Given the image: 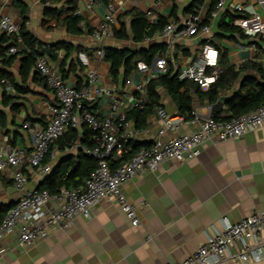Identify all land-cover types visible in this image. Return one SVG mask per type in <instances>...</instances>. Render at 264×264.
Here are the masks:
<instances>
[{
    "label": "crops",
    "instance_id": "crops-1",
    "mask_svg": "<svg viewBox=\"0 0 264 264\" xmlns=\"http://www.w3.org/2000/svg\"><path fill=\"white\" fill-rule=\"evenodd\" d=\"M74 1V3H71ZM193 0H96L89 8L86 0H53L50 4L42 0H0V17L7 14L14 21L23 24V11L28 17L26 28L39 40L48 44L66 42L70 48L61 47L51 57L52 65L59 69L64 78L77 87L86 80L85 68L79 59L76 47L82 45L100 74L104 86L114 84L109 74V63L98 57L102 46L116 48H149L152 44L165 46L164 55L170 54V64L180 68L188 64L200 51L204 42H218L215 37L219 21L236 13L234 6L242 4L244 14L252 15L260 8L255 0H226L224 9L216 18L209 12L212 0H205L202 15L212 27L210 36L176 37L162 31L152 38L136 43L132 39L120 40L112 36L100 42L93 37L95 27L114 4L116 25L123 22L131 35V12H143L151 23L164 17L179 25L187 18L186 9ZM73 4L76 9L72 10ZM61 13H46L45 9ZM79 13L80 32H70L63 20ZM238 41L223 39L222 45L229 50L231 64L238 65L248 60L261 63L264 67V50L237 47ZM19 48L25 46L18 42ZM20 56L5 68L11 72L26 91L17 92L10 86L9 92L15 97L4 106L2 99L4 85L0 82V144L16 146L27 153L33 150V143L23 123L30 121L46 124L49 106L56 103L54 91L41 76L32 73L25 82L22 80ZM133 83L143 79L135 73ZM123 103L129 110L132 106L133 87L118 86ZM162 106L170 114L179 113L177 105L159 89ZM229 92L226 96H230ZM16 105V110L12 106ZM209 104L194 95L193 112L211 115ZM90 107L99 116L110 115V102L102 97L91 102ZM219 116H228L224 104ZM216 114V115H217ZM215 115V116H216ZM148 126L140 130L136 140L151 143L160 127L154 112L148 118ZM197 125L188 123L181 126L176 134L194 131ZM81 131V130H79ZM54 144V143H53ZM79 146V145H78ZM77 146L60 149L53 145V167L68 155L77 153ZM29 175L27 189L39 188L45 177L27 167ZM127 199L137 205L140 224L133 226L115 200H102L91 209L89 217L79 216L67 229H56L31 245L21 244L19 231L0 238V264H168L182 262L190 257L208 238L223 228L222 218L239 221L256 211L264 209V126L246 133L241 138L214 140L207 143L201 154L184 162L165 161L157 171H146L122 186ZM21 193L16 191L7 170H0V222L6 215L5 208L15 205ZM223 264H239L226 261ZM248 264H264V259Z\"/></svg>",
    "mask_w": 264,
    "mask_h": 264
},
{
    "label": "built area",
    "instance_id": "built-area-1",
    "mask_svg": "<svg viewBox=\"0 0 264 264\" xmlns=\"http://www.w3.org/2000/svg\"><path fill=\"white\" fill-rule=\"evenodd\" d=\"M52 1L46 0V3ZM86 2L91 8L96 0ZM255 2L260 11L249 16L244 14L242 4L234 6L238 17L233 24L242 28L251 42L238 41V48L258 50L255 42L264 39V0ZM225 5L226 0H216L211 18H216ZM117 12L114 4L108 5L107 13L93 31L96 40L103 42L113 36ZM205 20L201 6L197 12L188 14L182 24L169 22L163 32L176 37L210 36L212 27ZM20 28L21 24L9 15H1L0 32L16 36L18 42H21ZM262 47L264 50V45ZM18 50L19 47L14 45L8 49L7 54H14ZM97 55L104 59L103 49ZM169 55L166 53L156 57L152 64L140 62L137 73L143 75V79L136 83H133L132 77L126 80L125 87H133L131 108L145 107L149 82L169 72ZM219 57V49L210 38L207 39L194 58L177 69L178 79L193 81L202 89H208L222 72ZM78 59L85 68L86 76L81 87L71 85L64 78L61 71L52 65L49 54L44 53L36 58L34 68L54 91L56 103L49 106L46 124L30 121L23 123L33 143L30 153L20 147L0 144V170L8 171L13 187L21 193L17 203L9 208L0 222V238L18 229L21 244H34L52 230L67 229L79 216L89 217L91 209L102 200L112 199L120 205L132 225L138 226L140 218L137 205L130 202L123 192L122 186L125 183L143 172L157 171L165 161L184 162L197 158L202 148L211 141L241 138L264 126V103L228 120L194 112L191 118H187L179 113L170 114L163 106H157L155 113L160 127L155 139L150 145L131 152L127 144L130 140H136L140 130L128 119V109L118 86H104L100 83L98 69L86 52L80 51ZM3 82L6 89L10 90V86ZM102 97L108 98L110 102V115L99 116L89 109L91 102ZM209 110L212 111V105ZM188 123L196 124L197 128L176 134L182 125ZM83 126H88L94 133L91 144L83 146V150L97 160L96 168L85 183L78 187L63 186L56 192L27 189L29 175L26 168L33 169L43 177L50 174L53 170L49 160L53 156L52 144L70 129L81 130ZM118 159H122L119 164L116 162ZM222 223L223 228L202 243L190 257L182 262L168 264H223L228 260L248 264L264 259V209L235 222L223 217Z\"/></svg>",
    "mask_w": 264,
    "mask_h": 264
},
{
    "label": "trees",
    "instance_id": "trees-1",
    "mask_svg": "<svg viewBox=\"0 0 264 264\" xmlns=\"http://www.w3.org/2000/svg\"><path fill=\"white\" fill-rule=\"evenodd\" d=\"M46 3V0H42ZM205 0H193L192 4L186 9L188 14L197 12L204 4ZM74 3V1H71ZM216 0L212 1L210 11L215 8ZM72 10L76 9V4H73ZM23 11V24L20 28V36L22 44L25 46L23 50L19 48L18 52L14 54H7L10 47L17 45L18 40L16 36L8 35L5 32H0V82L4 85L3 105H9L14 99V95L6 89L5 81L11 86L14 91L23 92L27 88L21 86L16 81L14 75L7 71L5 68L10 67L16 58L20 56L22 67L20 74L22 80L25 82L27 77L32 73L35 77L40 73L34 68L35 61L38 55L47 53L50 57L56 56V51L62 46L66 49L70 48V44L66 42H59L56 44H48L39 40L32 32L26 28L25 10ZM53 10L45 9L46 13H52ZM54 13V12H53ZM62 12L54 13L55 17H60ZM131 35L128 34L127 28L123 22L119 26L113 28V36L117 39L129 40L134 42H142L145 38H152L154 35L161 33L169 21L161 17L154 23H151L143 12H131ZM227 21L223 17L217 26L215 37L218 42L213 44L219 49V65L222 69L218 79L213 82L208 89H202L198 84L193 81L179 80L178 70L170 64V69L167 74L161 75L157 79H153L148 84V101L144 108L132 107L127 112L129 120L134 122V127L137 130H142L148 126V118L155 112L157 106H162L161 93L163 91L171 98L177 105L179 114L185 115L187 118L192 117L194 95H197L201 101H206L209 104H215L221 96H227L224 104L227 106L229 115L221 117L219 114L215 116L217 119L228 120L237 115L249 112L262 103H264V67L261 63L248 60L241 66L231 64L228 59L229 50L226 46L222 45L223 39L232 41H246L248 37L244 34L242 28L235 26L233 21L238 14H229ZM80 15L71 14L63 20L64 26L70 32H80ZM205 22H208L207 19ZM251 43L249 40L247 41ZM259 49H263L264 39L255 42ZM104 51V59L109 63V74L114 84L123 86L126 80L133 77L138 70L140 62L152 64L156 57L162 56L165 53V46L162 44H152L149 48L140 49H126L116 48L111 46H102ZM87 50L82 45L76 47V51ZM84 69V67H82ZM62 73V72H61ZM64 76V75H63ZM42 77V76H41ZM43 78V77H42ZM44 79V78H43ZM45 81V80H44ZM16 105L12 106L16 110ZM93 111V108L89 107ZM4 117V113L0 111V118ZM93 131L88 126H83L81 131L77 129H70L64 136L59 138L52 144L51 150L55 143L59 145L60 149L73 148L77 146V153L75 155H68L57 163L50 174L45 176L42 185L38 189H48L51 192L58 191L61 187H78L85 183L90 173L96 168L97 160L84 152L83 146L91 144V137ZM79 145V146H78ZM150 143L140 142L138 140H130L127 147L131 148L134 152L142 146H148ZM122 159L116 160L119 164ZM12 207V206H11ZM4 208L0 207V211ZM6 211L9 208H5Z\"/></svg>",
    "mask_w": 264,
    "mask_h": 264
},
{
    "label": "water",
    "instance_id": "water-1",
    "mask_svg": "<svg viewBox=\"0 0 264 264\" xmlns=\"http://www.w3.org/2000/svg\"><path fill=\"white\" fill-rule=\"evenodd\" d=\"M226 98L227 96H221V98L215 104L212 105V116H215L218 112L222 110Z\"/></svg>",
    "mask_w": 264,
    "mask_h": 264
}]
</instances>
